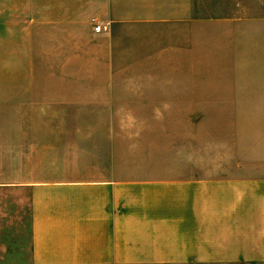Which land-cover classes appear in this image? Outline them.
<instances>
[{"label":"crops","instance_id":"crops-1","mask_svg":"<svg viewBox=\"0 0 264 264\" xmlns=\"http://www.w3.org/2000/svg\"><path fill=\"white\" fill-rule=\"evenodd\" d=\"M237 46L264 80V0H0V264H264V169L167 144L164 113L242 110L199 91Z\"/></svg>","mask_w":264,"mask_h":264},{"label":"rangeland","instance_id":"rangeland-1","mask_svg":"<svg viewBox=\"0 0 264 264\" xmlns=\"http://www.w3.org/2000/svg\"><path fill=\"white\" fill-rule=\"evenodd\" d=\"M14 3L9 0V6ZM116 34L125 42L131 40V34L137 42L161 41L169 46L182 40L175 31L143 28ZM254 50L230 47L226 49L227 64H201V70L224 71L219 75L225 78L200 80V93L230 95L232 102L241 103L238 107L242 110L164 113L168 121V151L199 152L201 168H242L248 169L249 174L264 169V80L257 73L262 65H257Z\"/></svg>","mask_w":264,"mask_h":264},{"label":"built area","instance_id":"built-area-1","mask_svg":"<svg viewBox=\"0 0 264 264\" xmlns=\"http://www.w3.org/2000/svg\"><path fill=\"white\" fill-rule=\"evenodd\" d=\"M94 30L96 32L107 31L108 30V26L107 25H103V24H96L95 27H94Z\"/></svg>","mask_w":264,"mask_h":264}]
</instances>
